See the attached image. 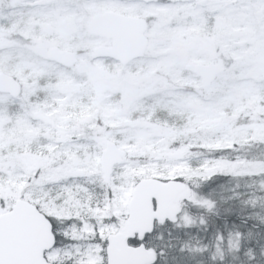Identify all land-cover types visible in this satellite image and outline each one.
Listing matches in <instances>:
<instances>
[{
  "label": "snow or ice",
  "instance_id": "1",
  "mask_svg": "<svg viewBox=\"0 0 264 264\" xmlns=\"http://www.w3.org/2000/svg\"><path fill=\"white\" fill-rule=\"evenodd\" d=\"M0 264H264V0H0Z\"/></svg>",
  "mask_w": 264,
  "mask_h": 264
},
{
  "label": "rangeland",
  "instance_id": "2",
  "mask_svg": "<svg viewBox=\"0 0 264 264\" xmlns=\"http://www.w3.org/2000/svg\"><path fill=\"white\" fill-rule=\"evenodd\" d=\"M103 63L108 64L109 66H111V64L113 63V61L111 59H102ZM38 88L40 89L41 92H44L45 89L43 86L38 85ZM45 99H47V96H45ZM113 102L117 101L119 98L118 96H116L115 94L113 95V97L111 98Z\"/></svg>",
  "mask_w": 264,
  "mask_h": 264
},
{
  "label": "water",
  "instance_id": "3",
  "mask_svg": "<svg viewBox=\"0 0 264 264\" xmlns=\"http://www.w3.org/2000/svg\"><path fill=\"white\" fill-rule=\"evenodd\" d=\"M101 59H111L110 57H103V58H101Z\"/></svg>",
  "mask_w": 264,
  "mask_h": 264
}]
</instances>
